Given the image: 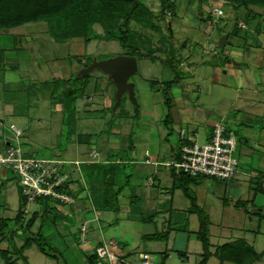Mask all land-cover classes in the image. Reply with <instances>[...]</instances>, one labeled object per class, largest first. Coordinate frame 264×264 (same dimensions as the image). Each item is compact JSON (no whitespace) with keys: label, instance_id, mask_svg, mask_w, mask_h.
Listing matches in <instances>:
<instances>
[{"label":"rangeland","instance_id":"1","mask_svg":"<svg viewBox=\"0 0 264 264\" xmlns=\"http://www.w3.org/2000/svg\"><path fill=\"white\" fill-rule=\"evenodd\" d=\"M141 1L153 11L154 22L158 29L155 31L131 24V28L137 32L136 41L142 43L139 54L135 55L137 70L129 79L135 84L137 111H135V105L126 95H123L121 105L112 113V86L106 77L97 71L90 73L84 96L75 101V111L70 116H67L60 105H57L56 100L51 99L50 94H45V88H42L47 81L74 77L93 59L104 60L127 55L117 41L92 40L85 43L81 38L61 41L53 33L54 24H51V27L47 21L26 23L0 32V47L15 55L13 57V54H7L12 57L7 61L15 66L14 69H7L9 76L0 72V131L7 139L3 145L7 146V142L14 140V135L9 129V126L14 124L21 132L18 145L24 155L60 161L68 174L69 189L76 199L79 196L78 200L83 207L82 213L80 211L78 215L80 218L76 219V223L71 226L74 232L80 230L83 222H86L85 218H94L93 214H96L92 213V206L86 197L87 191L83 190L86 186L80 172L81 164L76 167L75 160H87L91 158L92 152H95L98 157L97 161L94 159L97 155L92 157L94 162H103L107 158L108 160L121 159L129 163H139L138 144L147 147V143L151 142L148 150L155 155L157 149H161L163 145L175 147L181 129L186 133L196 131L199 135L198 142H201L204 129L193 122L195 111L192 104L218 110L221 108L220 99L226 98L228 101H233L236 99V93L243 88L256 87V91L260 90L264 93V82L259 81L257 76L259 74L264 76L263 9L251 8V12L243 7L233 8L222 0H167L168 6L173 4L174 13H162L158 0ZM215 7L220 9L218 14L214 12ZM167 23L171 24L172 36L169 34ZM93 28L98 33H102L100 25L95 24ZM226 34H228L227 40L233 42L235 47L227 46L224 54H221L217 44L221 36ZM232 48L235 51L239 50L240 56L235 58L231 69H239L241 81L229 72L228 64L224 60V56L228 55V51ZM147 49L154 51L153 54ZM240 58L241 60L243 58L240 61L242 66L237 68L235 63H238ZM215 67L223 68L222 71L227 69V73L220 74L219 80L215 77ZM245 71L248 73L244 75ZM245 76H247L246 82L244 81ZM6 77L16 83H7ZM168 82L173 84L170 89H168ZM35 84L36 90H29L30 92L27 93V87ZM72 84L74 82H69V86ZM64 89H58L56 94H61ZM163 89L168 90H166V95ZM251 92L257 98L264 100L263 93ZM166 96H169L167 98L172 117V123L168 124V127L162 122L167 113L164 104ZM229 122L235 125L232 121L223 119L225 125ZM211 124L209 123V126ZM230 127L239 136L240 133L236 128L231 125ZM164 138L166 141L163 140ZM0 152L3 151L0 150ZM161 169L163 167L157 170ZM130 170L132 177L129 194L133 192L132 194L142 203L143 213L139 214L140 217L148 219V210L150 212L153 207L146 204L145 194L154 189L146 187L144 181L146 177L152 176L154 167L136 165ZM7 171L11 179L5 181L0 177V200L10 203V210L3 216L10 218L11 228H14V222H17L14 217L18 209V206H14L18 199L14 187L18 177L10 170ZM203 181H212L213 184L220 185L223 183V181L210 178H203ZM9 186L13 187V190L11 187L9 190ZM221 190L223 191L224 188L222 187ZM125 200L127 198L119 197L120 206L117 213L99 212L100 221L94 220L86 223L87 241L79 244V247L87 250L97 241L102 244L104 241L101 240L107 241L114 238L126 242L123 252L127 260L124 264L130 262L139 264L143 253L149 256L150 264H159L162 255L157 252L170 250L172 248L171 238L168 241L155 242L143 240L141 237L145 234L167 230V223H162L158 218L151 223H143L139 219H134L131 214L133 210L130 209L129 212V206ZM147 201L152 202L149 198ZM86 206H88L87 211L84 209ZM29 210L31 212L32 208L28 207V213ZM250 216L251 222H248L246 216L240 217L241 223L239 224L243 228L241 231H223V228L219 226V221H213L209 233L210 251L214 252L215 248L222 244V238L217 234L220 229L221 233L232 236L231 240L246 239L251 236L248 229L256 230L259 224V231L262 233L258 240L262 239L264 246V223H260L257 215ZM235 218V215L228 211L223 217L222 226L229 225V221L233 222ZM21 222L22 225L25 224L23 219ZM37 224L36 221L31 230L33 233L36 232ZM171 228L174 236L172 233L170 236L174 238L175 248H179V244L183 243L185 238L190 239L187 249L188 259H183L176 253L168 251L164 264H197L202 251L200 244L193 239L198 223L191 221L187 228H184V223L180 222L172 224ZM50 230L44 232L50 244L59 243L61 250L68 246V252L63 256L66 262L81 264L80 256L78 260L75 257L78 254L74 252L79 248L75 246L76 248L70 249L67 232L54 230L53 227ZM70 238L73 240L75 238L72 233ZM15 239L18 243L22 242L19 238L15 237ZM5 246V243L1 245V247ZM263 246L255 245L256 253H262ZM180 250L183 251L184 248ZM25 254L28 264H57L55 260L41 254L36 245H33ZM17 264H22V261H18ZM207 264H219V262L216 257L211 256Z\"/></svg>","mask_w":264,"mask_h":264},{"label":"crops","instance_id":"2","mask_svg":"<svg viewBox=\"0 0 264 264\" xmlns=\"http://www.w3.org/2000/svg\"><path fill=\"white\" fill-rule=\"evenodd\" d=\"M48 22V21H47ZM32 23V22H30ZM50 23V22H49ZM169 24V23H167ZM242 24V23H239ZM51 26V23L49 24ZM52 27V26H51ZM171 24H169L168 26V31L169 34L172 36V32L170 30ZM54 29L53 33L56 34V37L61 40V41H67L69 39H79V38H62L59 36V32L56 29V27H52ZM13 29V28H11ZM10 30V29H8ZM3 31H7V30H0V32ZM227 35V39H228V34ZM218 50H219V42H218ZM227 46L230 47H235V45L233 44V42L231 43L229 41L228 44L225 45L223 52L221 53L220 50L219 52L221 54H224V50ZM0 50L3 51V65L0 66V72H4L6 74V76H9L8 73L6 72L8 68L10 69H14L15 66L12 65V62L9 63L7 60H9L10 57L7 54H13V52H7L8 50L5 48L0 47ZM239 51V50H238ZM235 51L234 48L231 49V51H228V55L226 54L224 56V60L226 61V63L228 64L227 66L229 67V72L233 75H235L236 77L239 78V80L241 81V77L239 75H241L239 69H231V67L233 66V62H235V58L238 56H240L239 52ZM9 56V57H7ZM15 55L13 54V57ZM243 56V55H242ZM243 60V58H242ZM241 58L239 59L238 63H235V67L240 68L242 66L241 62L242 61ZM223 68H218L215 67V77L216 80H219L220 78V74L222 73H227V69L226 71H222ZM98 72V71H97ZM99 74H101L100 72H98ZM248 73L247 71H245L244 75ZM262 73V72H261ZM77 74V73H76ZM75 74V76H76ZM102 76H105L103 74H101ZM259 81L264 82V76L261 74L257 75ZM106 77V76H105ZM5 78V76L3 75V79ZM107 79V77H106ZM247 76H245V82L247 81ZM9 80V81H8ZM161 80V79H160ZM162 81V80H161ZM6 82L7 83H16V81L14 80H10L6 77ZM110 83V82H109ZM162 83V82H160ZM111 85V83H110ZM112 86V85H111ZM42 87V86H41ZM40 87V88H41ZM37 86L35 85H31L28 86L27 89V93L30 92L29 90H36ZM44 88V87H42ZM135 89V88H134ZM172 89V88H171ZM256 87H250V88H243L241 91H238V93H236V99L233 101H228V99L226 98H222L220 99V103H221V108L218 110L213 109L212 107H202L201 105H195L192 104V107L194 108L195 111V116L193 119V122L197 125V126H201L204 129V134L202 137V141L198 142L199 139V135L196 131H193L194 134H196V141L198 143H204L206 142V140L209 139L210 135H211V131H212V126L215 122L220 121L221 123H223V119H228V121H232L233 123H235V125H232L230 122L225 125L227 126L229 129H231L235 134L236 131L234 129H232L230 127L233 126L236 128L237 132H239V136L238 134H236L237 137V146H236V151H235V156L237 158L238 161V165H237V169H236V173L234 175V177L232 179H230L229 181H223L222 185L220 184H213L214 182H207V181H203V179H199L196 181H185L184 179L180 180L181 177H176L173 172L165 167L162 163L166 162V161H170L172 159L176 158L177 152H178V145H179V138L177 141V144L175 147H172L171 145H163L160 148L157 149V153L155 155L151 154L148 150V145L149 143H147V147L141 144H138L137 147V151L140 152L139 156V163H128L129 165H131L133 168L134 166L138 165V166H153L154 170L151 173V177H146L145 181H144V185L146 187H150L153 188L154 190H148L149 192L147 194H145V198H146V204H148L150 207H153L152 210L149 213L148 219L147 218H141L140 217V213H143V209L141 207V204L139 202V200L136 198V196L134 194H132L133 192L130 193L129 190V186L123 190V192L121 193L120 196H123L124 199L127 198V200H125V202H127L128 206H129V212L130 209L133 210L131 214H133V218L136 220H140L143 223H151V222H155V220L160 219L162 221V223H167V229L171 228L172 224H179L180 222L185 223L188 222L191 223V221H196L198 223V216L195 212H189L191 210L190 208V200L189 198L185 195L183 188L185 187L188 191V193L191 194V196H193L195 198V202L197 205L198 210L208 219L209 221V233L211 232V228H212V222L213 221H219V226L220 228H223V231H236V230H243L242 225L239 224L240 222V217H247L248 222H251V216L250 215H257L259 217V221L260 223H264V100H261L260 98H257V96H254L252 94L251 91H254L255 93H259L261 92L256 91ZM45 94H47L46 90L44 91ZM111 92L112 95L114 93V89L113 87L111 88ZM263 93V92H261ZM186 94V93H184ZM264 94V93H263ZM172 96V95H171ZM188 97V96H186ZM111 101L114 104V99L113 96L111 97ZM187 100L189 98H186ZM190 101V100H189ZM191 103V101H190ZM58 105V104H57ZM121 105V104H120ZM6 106H10V105H6ZM135 107V106H134ZM138 108V107H137ZM208 110H212L215 113H217L219 115L218 117H214L211 115H206L205 112ZM115 111V110H114ZM114 111L112 113H114ZM135 111H137V109L135 108ZM185 112H187L186 109H184ZM172 118V117H171ZM159 119V117H158ZM215 119V120H214ZM212 120H214L212 122ZM1 121V119H0ZM163 122V121H162ZM172 123V121L170 122ZM209 123H212L209 126ZM14 125V124H13ZM167 127V126H166ZM168 132V131H167ZM4 133L2 131H0V150H3L4 148V141H7V139L4 138ZM150 140V138H149ZM164 141H166V139H163ZM163 141V142H164ZM9 143V142H7ZM96 157L94 158L93 156H91V153L89 154V157L91 156V158H88L87 160H75V165L76 167L82 163H88V162H94V159L97 161V157L98 154L96 153ZM137 156V155H135ZM94 159H93V158ZM108 161L107 158L104 159L103 162ZM149 161V162H146ZM128 162V161H127ZM136 162V161H135ZM159 167H163V169L161 170H157ZM156 169V170H155ZM9 171H7V169H2L0 168V177L2 180H9L11 179V177H9ZM132 177V176H131ZM131 181V180H130ZM16 182V181H15ZM85 184V183H84ZM130 185V184H129ZM216 185H218V187H216ZM13 186V185H11ZM9 186V190H13V187ZM11 187V189H10ZM69 187V186H68ZM224 188V190L222 191L221 188ZM215 189V190H213ZM14 190L17 192L16 196L18 199H16V203L14 206H18L17 209V213L15 214V217H17V215L20 213L21 219H23V221H26L28 219H30V217L34 214H37L36 217V221H37V228L36 231L38 230V226L40 224V218H43V213L40 211V205L37 202H33L31 204H29V208H32V211L29 213L28 211L24 214V209H25V197L22 195L21 192V188L20 185L18 184V181L16 182V185L14 187ZM84 190V189H83ZM221 194H223V196H220ZM87 196V201L88 203L92 206V202H91V198L89 196V194H86ZM119 196V197H120ZM130 196H133V199H136L134 201L131 200V198H129ZM126 197V198H125ZM16 198V197H15ZM79 198V196H78ZM77 199H75V202L69 206H62V205H58L55 206V209L57 211V214H61V215H68L69 217H71L73 219V221H71L70 219L66 220V219H62L61 220V216L60 217H56L54 219V222H52V218L51 216H47V220L46 222H44V224L42 225V231L43 233H46V230H50V228L53 227L54 230L57 231H66L67 232V241H68V245L70 247V249H74L76 248L75 246H78V250L74 251L78 254V256H75L76 258H78L79 260V256L81 258V264H87L86 262V258L87 256H89L90 254L93 253L95 247L97 245H99L101 242L97 241L96 243H94L93 245L89 246V248L87 250L82 249L81 247H79V244H84L86 243V237L88 231L86 232V234L81 238V233L80 230L78 229L77 232L72 231V227L75 223H76V219H79L80 217H78L79 212L81 211L82 213V203ZM151 199L152 202H148L147 199ZM23 201V202H22ZM120 206V204H119ZM11 205L8 201H3L1 202L0 200V209L2 213V215L0 217L2 218H7L4 217L3 214H5L8 210H10ZM88 206L84 207L85 211H87ZM92 213H96L93 214L95 215L94 218H85L86 222L84 221L83 223L86 224L88 222L91 221H100L99 220V216L98 213L99 211H96L93 206H92ZM119 211V210H118ZM117 211V212H118ZM233 213L235 215V221H229V225H225L222 226V221H223V217L227 212ZM105 212H110V211H105ZM116 212V213H117ZM244 213V214H243ZM29 215L28 219L27 216ZM250 214V215H248ZM14 217V218H15ZM44 217H46L44 215ZM128 216H126L127 218ZM10 219V218H7ZM35 221V222H36ZM59 221H61L59 223ZM21 222V220H20ZM17 223V222H16ZM14 223V235L15 237L18 239L20 235H22V231L21 229L18 227V224ZM22 223V222H21ZM62 223V224H61ZM82 223V224H83ZM241 223V222H240ZM35 224V223H34ZM44 226V228H43ZM34 227V225H33ZM33 227L31 228V230L33 229ZM258 229L254 230H250L249 238H244L243 240H245V242L250 245L253 246V249L255 250V245H258L260 247L263 246V240L259 239V237H261V233L259 231V227L260 224L257 226ZM165 230H162L160 232H163ZM32 232V231H31ZM173 230H171V232L168 235V238L166 241L172 240V248H170V250L164 251L165 253H167L168 251H171L173 253H176L178 256L183 257V259H188L187 258V254H188V246L190 244V239L189 238H185V241L183 243L179 244V248H175V241L174 238L172 239L173 235ZM58 233V232H57ZM74 235V240L70 238V234ZM172 233V235L170 236V234ZM59 235H61L60 233H58ZM77 234V236H76ZM152 234V233H151ZM217 234H219V236H221L222 238V244H225L227 242H232L235 239H232V236L229 237L226 234L227 233H221V229L220 232H218ZM245 234H247V232H245ZM146 235V234H145ZM226 235V236H225ZM46 240H48L46 237ZM142 238V237H141ZM112 239V238H111ZM114 239V238H113ZM193 239L198 242V244H200V242L197 240L196 236H193ZM238 238H236L237 240ZM116 240V239H114ZM102 242L105 240H101ZM118 242L120 240H117ZM192 241V239H191ZM124 247L122 249V260L117 262L116 264H124L127 260L126 258V254L123 252L125 246H126V242L124 241H120ZM156 242V241H155ZM161 242V241H160ZM5 243V247H1V248H6L11 244H15L17 246H19L21 244L18 243V241L14 238L13 240H10L9 242H2L0 244V246L2 244ZM221 244V245H222ZM57 251H59L60 253L63 254V256L65 255L68 249V246L66 249H59V243H55L52 242L51 244ZM196 247V245H194ZM220 246V245H219ZM184 248L183 251H181V248ZM30 249V248H29ZM27 249V250H29ZM200 249L201 248V244H200ZM264 246L262 248V252L264 251ZM25 250V252L27 251ZM24 252V255L26 256ZM255 252H257V250H255ZM162 254V252H157ZM202 253V251H201ZM201 253L200 255V259H201ZM146 253H143V255ZM27 257V256H26ZM147 259L143 260L139 263V264H150L149 260ZM199 259V261H200ZM65 260V259H64ZM264 259H262L259 263L257 264H264ZM28 261V260H27ZM198 261V262H199ZM165 262V261H164ZM197 262V263H198ZM65 263L69 264L68 262ZM227 263V262H224ZM223 263V264H224ZM229 263V262H228ZM73 264V263H72ZM129 264H134V263H129ZM207 264V263H206Z\"/></svg>","mask_w":264,"mask_h":264},{"label":"trees","instance_id":"3","mask_svg":"<svg viewBox=\"0 0 264 264\" xmlns=\"http://www.w3.org/2000/svg\"><path fill=\"white\" fill-rule=\"evenodd\" d=\"M159 9L162 13H174L173 4L168 6L167 0H158ZM226 5L233 8L243 7L248 11L251 8H260L264 11V0H222ZM264 18V17H263ZM48 21L56 27L58 34L62 38H81L85 43L92 40L117 41L127 55L134 56L139 54L142 43L136 41L137 32L131 28V24L141 28H150L155 31L158 29L154 22L153 11L145 6L141 0H0V30L16 28L26 23ZM100 25L102 33H98L93 26ZM153 54L154 51L147 49ZM3 51L0 50V66L3 65ZM87 66V65H86ZM89 76L84 79L70 77L67 79H53L45 82L42 86L50 94L51 99L56 100L58 105L66 112L67 116L75 111V101L82 98ZM74 84L69 86V82ZM76 83V84H75ZM173 84L168 82V89ZM65 88L62 93H57L58 89ZM167 89H163L166 95ZM168 91V90H167ZM165 97V106L167 108L163 124L168 127L172 121L168 98ZM129 162L121 159L108 160L106 162H88L80 165V172L89 194L92 206L99 212H117L119 210V196L125 190L131 180L132 166ZM180 180L196 181L203 178H193L184 175ZM67 192L74 198L76 197L70 191L68 184L65 186ZM183 191L190 200L189 212H195L198 216V229L195 233L197 240L201 244V259L197 264H206L211 256L217 258L219 264L230 262L234 264H257L262 260L264 251L256 253L252 246L248 245L245 240L237 239L227 242L215 248L214 252L210 251L209 242V221L198 210L195 198L188 193L184 187ZM129 198L133 199V196ZM76 199V198H75ZM23 202V201H22ZM40 205V211L43 218H40L38 230L33 233V227L37 217L34 214L26 221L24 225L20 222V213L15 217L14 222L22 231L19 239L22 240L19 246L11 244L6 248L0 246V264H28L27 257L24 255L25 250L36 245L38 251L44 256L53 259L57 264H67L63 254L57 251L46 240L42 231V225L51 216L52 222L56 217L61 216V220L70 219L68 215L57 214L55 206L61 205L51 198H37ZM44 215L46 217H44ZM62 220V221H63ZM188 222L184 223L187 228ZM14 227V226H13ZM173 230L169 228L163 232H155L142 236L143 240L148 241H166L169 233ZM77 236V234H76ZM15 238L13 228H11L10 219L0 217V244L4 241L9 242ZM124 245L119 241V245L111 252L119 257ZM159 264H164L167 253L163 252ZM96 255L94 252L87 256V264H95ZM61 261V262H60Z\"/></svg>","mask_w":264,"mask_h":264},{"label":"built area","instance_id":"4","mask_svg":"<svg viewBox=\"0 0 264 264\" xmlns=\"http://www.w3.org/2000/svg\"><path fill=\"white\" fill-rule=\"evenodd\" d=\"M215 14L220 9L215 7ZM14 135V140L9 141L0 152V167L10 170L18 177L22 195L25 197L24 214L29 204L37 198H51L62 206H69L75 198L67 192L68 174L63 169L60 161L38 159L26 156L21 152L18 138L21 132L13 124L9 126ZM196 134L186 133L181 129L179 133L178 152L175 159L162 163L169 168L175 176H188L193 178H210L220 181H229L236 173L238 161L235 156L237 137L236 134L220 121L212 126L211 135L204 143H198ZM95 157L96 153L92 152ZM149 162V161H146ZM87 227H80L81 238L86 234ZM119 242L114 239L104 241L94 249L95 264H115L121 261L111 249H115ZM122 254V253H121ZM147 259V255H142Z\"/></svg>","mask_w":264,"mask_h":264},{"label":"water","instance_id":"5","mask_svg":"<svg viewBox=\"0 0 264 264\" xmlns=\"http://www.w3.org/2000/svg\"><path fill=\"white\" fill-rule=\"evenodd\" d=\"M228 43L227 35H222L219 39V50L221 53L223 52L225 45ZM136 70L137 61L134 56L120 55L104 60L93 59L89 65L78 71L75 78L84 79L93 71H98L107 77V80L111 83L114 89V104L112 106V112L120 106L123 95H126L129 101L133 103L137 109L138 104L135 99V84L129 81L130 77L134 75ZM205 114L219 118V115L212 110L206 111Z\"/></svg>","mask_w":264,"mask_h":264}]
</instances>
